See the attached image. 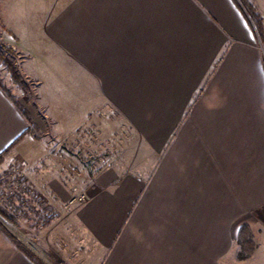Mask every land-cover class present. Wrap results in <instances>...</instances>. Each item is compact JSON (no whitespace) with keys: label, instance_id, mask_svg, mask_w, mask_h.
<instances>
[{"label":"crops","instance_id":"0c3cea01","mask_svg":"<svg viewBox=\"0 0 264 264\" xmlns=\"http://www.w3.org/2000/svg\"><path fill=\"white\" fill-rule=\"evenodd\" d=\"M10 1L0 0V35L25 55L20 69L40 87L29 58L50 71L54 59L71 64L84 109L64 129L38 90L51 128L27 109L37 132L25 134L0 87V169L21 163L58 212L49 249L27 253L0 228V264H264V42L237 1L18 0L32 11L16 23ZM90 126L123 138L121 154L66 210L57 146ZM242 226L261 238L239 260Z\"/></svg>","mask_w":264,"mask_h":264},{"label":"rangeland","instance_id":"374dc122","mask_svg":"<svg viewBox=\"0 0 264 264\" xmlns=\"http://www.w3.org/2000/svg\"><path fill=\"white\" fill-rule=\"evenodd\" d=\"M247 1L256 9V12L262 18L264 30V0ZM2 2H0V4H2ZM3 10L4 15L6 17L9 16L11 19L15 20L14 23H16L19 21L17 20L18 15L24 16L25 11L30 13L32 7H22L21 2L18 3V0L14 2L11 0L8 5L4 6ZM0 44L5 48L11 49L2 42L1 35ZM11 50L13 54L5 53L4 58L11 63L18 79L14 80L9 70L0 62V84L8 91L13 99H15V101L27 112V109H30L35 115L37 114L36 117L40 126L43 129H47L48 132L50 131L51 124L49 120L47 121L45 119L43 109L36 105L38 90L44 98L46 97V99L50 101L51 112L58 116V118L60 116L62 117L61 125L64 129L70 128V120H68V118H72V123H76V121L78 123V121L81 120L80 117L82 116L84 106L80 102L81 98L79 94L75 93L79 91L75 84H80L81 82V71L76 68H72L71 70V64H69L70 68L65 64L61 65L58 59L53 60L54 68L50 71L43 64V56L40 55L38 58L33 56L29 58L30 60L27 65L32 68L34 64L36 65V69L33 71H35L34 73L41 80V85L39 87L37 80L28 77L20 69V64L25 58V55L13 49ZM35 60L41 61L35 63ZM83 79L85 80L87 78ZM66 80L73 82L75 86H73V88H68L65 83H62ZM38 87L40 89H38ZM69 89L70 91L73 89L74 93L71 94ZM85 107L87 109L86 105ZM28 115L32 121L29 112ZM33 124L35 125L32 121L30 125L32 126ZM122 139L120 140L119 138L114 142L113 136L101 134L97 127L90 126L83 131L79 130L77 135L70 141L58 143V154L62 158H59L58 161L59 174L57 179H59L70 191V196L64 206L66 210L72 208V206L69 207L70 200L74 195L72 189L76 188L77 190L86 192L89 185V178L102 167L106 166L110 158L121 154L120 145ZM0 208L11 215L15 221V225L9 224L1 216L0 223L17 238L18 241L35 251L38 245H42L46 249H49L47 225L55 222L58 217V212L49 203L48 199L42 197L36 191L33 184L27 179L25 167L21 165V163L12 162L8 166L0 169ZM260 228L264 229V225ZM250 233L255 245V240L259 239V237L261 238V234H258V232L254 230H251ZM256 250L255 256L264 254V242H262L259 249L256 248Z\"/></svg>","mask_w":264,"mask_h":264},{"label":"trees","instance_id":"16d2710c","mask_svg":"<svg viewBox=\"0 0 264 264\" xmlns=\"http://www.w3.org/2000/svg\"><path fill=\"white\" fill-rule=\"evenodd\" d=\"M236 1L239 4V6L242 8L244 13L246 14L247 18L249 19V21H250V23H251V25H252V27H253L256 35H257V38L259 39V41L261 43H263L264 42V30H263L262 18L256 12V9L247 0H236ZM5 53L13 54L11 49L5 48L2 44H0V62L2 63L3 66H5L9 70V72L12 74L13 79L17 80L18 76L16 75L14 68L12 67L11 63L6 58H4ZM0 87L2 88L3 92L15 104V106L17 107V109L21 113V115H23L24 118L29 123V127L25 131V134H29V133L35 134V132H37V127L34 124H33L34 126L30 125L32 121L29 118L28 112L20 104H18L17 101H15V99H13V97L8 93V91L1 84H0ZM18 139H20V138H18ZM6 152H7V150L3 151L0 154V164L3 161V157H4ZM0 216L9 224L15 225V221L11 217V215H9L7 212L2 210L1 208H0ZM0 228L5 232V234H7L15 242V244L21 250H24L27 253H29V251H27V248L20 241H18L17 238H15L7 229H5L1 223H0ZM250 231H251L250 228L247 226H242L239 230L238 238H237V248H238L237 258L239 260L249 258L254 252L255 245L253 243V239H252L253 237L251 236Z\"/></svg>","mask_w":264,"mask_h":264},{"label":"built area","instance_id":"2783aa9c","mask_svg":"<svg viewBox=\"0 0 264 264\" xmlns=\"http://www.w3.org/2000/svg\"><path fill=\"white\" fill-rule=\"evenodd\" d=\"M261 50H262V54H263V58H264V48L261 47ZM73 192H74V195L72 196L71 200H70V206H74L76 204H80V203H83L87 200L88 198V195L85 191H81V190H77L76 188H73L72 189ZM57 264H66L64 262H59Z\"/></svg>","mask_w":264,"mask_h":264}]
</instances>
